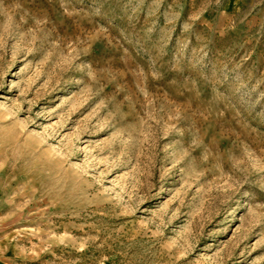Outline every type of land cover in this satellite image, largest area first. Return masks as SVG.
<instances>
[{
    "label": "rangeland",
    "instance_id": "374dc122",
    "mask_svg": "<svg viewBox=\"0 0 264 264\" xmlns=\"http://www.w3.org/2000/svg\"><path fill=\"white\" fill-rule=\"evenodd\" d=\"M0 264H264V0H0Z\"/></svg>",
    "mask_w": 264,
    "mask_h": 264
}]
</instances>
